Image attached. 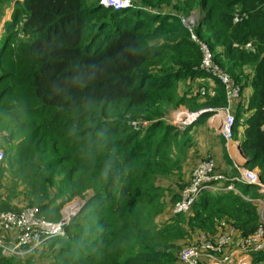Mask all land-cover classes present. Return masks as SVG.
I'll return each instance as SVG.
<instances>
[{"label": "trees", "instance_id": "1", "mask_svg": "<svg viewBox=\"0 0 264 264\" xmlns=\"http://www.w3.org/2000/svg\"><path fill=\"white\" fill-rule=\"evenodd\" d=\"M131 1L139 7L14 0L0 47V211L20 209L16 194L53 221L68 199L84 203L64 236L23 257L0 251V264H182L175 242L198 231L215 236L227 225L245 237L259 224L257 205L243 198L258 194L248 196L251 186L239 183L240 193L204 192L186 213H172L181 176L204 156L194 133L161 116L197 98L201 107L226 104L222 85L199 69V46L179 18L198 10L195 33L214 60L238 82L252 75L250 113L242 118L233 106L232 133L244 128L245 166L264 182V0ZM141 118L145 125H131ZM171 177L177 186L162 217L160 196ZM251 264H264V254Z\"/></svg>", "mask_w": 264, "mask_h": 264}, {"label": "built area", "instance_id": "2", "mask_svg": "<svg viewBox=\"0 0 264 264\" xmlns=\"http://www.w3.org/2000/svg\"><path fill=\"white\" fill-rule=\"evenodd\" d=\"M99 3L114 10L135 8L130 0H99ZM181 23L188 29L190 39L197 43L201 53L199 69L207 75L216 79L225 90L226 104L220 107L200 109L196 112L177 110L174 112L175 123H183L180 127H185L209 112L206 120L213 127L219 130L226 143L233 137L232 128L235 122L233 106L238 101L241 94V82L236 81L232 75L221 67L213 58V52L206 41L200 39L196 33V20L192 14L179 15ZM234 17L233 21H238ZM249 46V43L246 44ZM220 114L221 119L217 121L216 115ZM136 126L141 121L130 122ZM229 156V155H228ZM5 157L4 151L0 149V165ZM237 174L232 178L215 174V161L207 157L199 162L191 171L189 182L181 190L179 199L172 206L173 214L186 213L199 195L204 192H227L240 193L237 183L255 187L258 196L250 199L259 210V224L255 230L245 237H236L235 228L217 234L210 238L201 234L198 240L190 246L182 248L178 254L182 264H233V255L229 251H223L235 242L253 253L264 251V182L260 180L259 172L254 168H247L243 163H234ZM84 201L73 199L64 204L60 209V216L57 220L46 219L39 215L36 206H26L18 210L0 211V251L7 255L23 257L27 252L39 248L43 242L52 237H62L65 228L77 215ZM260 204V205H259ZM223 251V252H222ZM239 264H251V262H241Z\"/></svg>", "mask_w": 264, "mask_h": 264}, {"label": "rangeland", "instance_id": "3", "mask_svg": "<svg viewBox=\"0 0 264 264\" xmlns=\"http://www.w3.org/2000/svg\"><path fill=\"white\" fill-rule=\"evenodd\" d=\"M131 1V0H130ZM133 3V2H132ZM134 4V3H133ZM139 4V3H138ZM135 5V4H134ZM13 6H14V0H10V1H5V3H1L0 4V47H1V38H2V35L4 34V23L10 19L11 17V13L13 11ZM137 5H135L136 7ZM139 7V6H137ZM168 9V8H167ZM190 14L193 15V17L195 18L196 20V24L198 25V22L200 20V14H199V11L198 10H191ZM185 16V15H183ZM210 81V80H209ZM181 84L183 83L182 81L180 82ZM199 102H201V99L197 98L195 100H189L187 101L186 103H182V104H178L176 106H167L163 109V112H162V116L161 118L166 122V123H169L171 124V126H173L175 128V130H177L178 132H184L188 129H195L196 128V122L198 121H194L193 123L185 126V127H180L183 123H175V120L173 119V116H174V112L176 111L177 113V110H185L187 112H196L200 109H206V108H214V107H201L199 105H197ZM141 120L143 121V124L145 125L146 124V120L142 119ZM204 120H199V123L200 122H203ZM213 127V126H212ZM213 128H216V127H213ZM203 134V132L200 133L199 135V138L200 136ZM198 138V140H199ZM235 139L236 136L234 137ZM4 142H0V149L1 150H5L6 147L3 146ZM15 144L17 145V142H11L10 146L7 148L6 151H10L9 155H13L14 152H16L18 146H15ZM210 152V153H209ZM207 153V154H206ZM211 150L210 151H206L205 153H203V158L198 160L195 164H193V166L191 167V170L190 172L188 171L184 176L182 175L181 176V181L184 182V185L183 187L181 188V190L186 186V184L189 182L190 180V176H191V171L192 169L199 163L201 162L202 160H204L205 158L207 157H210L212 159H214L215 157L214 154L212 155L211 154ZM231 168L232 166H226V169L224 168H220L216 165V168H215V174H218V175H222L224 177H227V178H232L235 176V174L233 173V175L231 174ZM231 175V176H229ZM176 177H171V178H168L167 182L164 184L165 188H164V191H163V195L160 196V200H161V204H162V207H160L161 210H163V212L160 214V216H164V215H169L170 213V207H171V203H169L168 201H166L168 195H169V192L174 190L176 188L177 185H175V179ZM3 184L4 185H7V181L5 179H3ZM249 191L250 193L247 194L248 196H252V194L256 191L255 187L251 186V188L249 187ZM181 192V191H180ZM12 203L16 204L15 206L19 207V208H24L26 207L25 204H23L21 202V196L20 194H16L14 197H12ZM198 198H200V195L198 196ZM243 198L247 199V200H250L251 197H246V196H243ZM73 199H82L80 196H74L70 199H68L67 201H65L62 206L68 202H70L71 200ZM176 202V200H175ZM174 202V203H175ZM173 203V204H174ZM24 205V206H23ZM260 205V204H259ZM61 206V207H62ZM173 206V205H172ZM61 209V208H60ZM172 210V209H171ZM60 211V210H59ZM257 212H258V215H259V210H258V207H257ZM232 226V225H231ZM233 227V226H232ZM236 230V229H235ZM224 231H227L226 229ZM222 231V232H224ZM201 234H204L210 238H214L215 236L213 235H210L208 234L207 232H204V231H199ZM220 232V233H222ZM218 233V234H220ZM195 237V236H194ZM236 237H239V235H237ZM193 239H190L188 237V239H185L184 241L180 240L178 243L175 242V245L174 248L176 249V255L179 254V252L182 250V248L184 247H187V246H190V245H193L195 242L193 241ZM189 243V244H187ZM232 246V245H230ZM229 247V246H228ZM227 247H225L223 249V251L227 250L226 249ZM222 251V252H223ZM262 254H264V252H262ZM37 258V257H35ZM39 262L41 263H45L46 260L45 259H38Z\"/></svg>", "mask_w": 264, "mask_h": 264}, {"label": "crops", "instance_id": "4", "mask_svg": "<svg viewBox=\"0 0 264 264\" xmlns=\"http://www.w3.org/2000/svg\"><path fill=\"white\" fill-rule=\"evenodd\" d=\"M246 70L250 71L251 69L246 68ZM251 78H252V75L248 79L244 77L243 80L240 81L243 86L242 91H241V97H240V100H238L234 105L235 107L238 105L240 106V113H241L242 118L247 117V115L250 113L249 111L245 110V107H246L247 102L250 100L251 93H252L251 82H250ZM196 125L197 126L194 130L193 129H189V130L191 133H194V136L197 140L195 142H200V145H198V147H200L203 150V153L211 150V152L214 154L213 157H215L214 160L216 162V165L220 168L226 169V166L228 165H227L225 155H224V148H223V145L221 144L222 136L219 130L216 128H213L212 124L208 122L207 120H204L203 122H200V123L198 121L196 122ZM243 130L244 128H242V126L236 127L234 129V137L236 136L237 139L233 138L231 141L226 143V152L229 155L230 159L232 160L233 164L234 163L244 164L246 160V157L244 156L242 149L240 147V142L243 138ZM201 132H203V134L199 138V135ZM256 170L258 171V169ZM230 227L231 225H227L226 230H229ZM235 234L239 235L237 230H235ZM200 235L201 233L198 231L195 234L193 241L196 242ZM226 249H227L226 251L231 252L233 255V259H234L233 264H239L241 262H246V261L252 262L253 258L262 254V252L253 253V252L246 251L245 249H242L238 245L237 242L232 244V246L227 247Z\"/></svg>", "mask_w": 264, "mask_h": 264}, {"label": "bare ground", "instance_id": "5", "mask_svg": "<svg viewBox=\"0 0 264 264\" xmlns=\"http://www.w3.org/2000/svg\"><path fill=\"white\" fill-rule=\"evenodd\" d=\"M216 119H217V121L220 120L221 119V115L220 114L216 115Z\"/></svg>", "mask_w": 264, "mask_h": 264}, {"label": "water", "instance_id": "6", "mask_svg": "<svg viewBox=\"0 0 264 264\" xmlns=\"http://www.w3.org/2000/svg\"><path fill=\"white\" fill-rule=\"evenodd\" d=\"M247 163V160H245L244 165Z\"/></svg>", "mask_w": 264, "mask_h": 264}]
</instances>
